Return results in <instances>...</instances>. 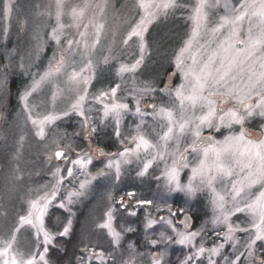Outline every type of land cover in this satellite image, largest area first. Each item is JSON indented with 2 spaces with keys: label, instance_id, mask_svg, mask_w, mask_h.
Listing matches in <instances>:
<instances>
[{
  "label": "rangeland",
  "instance_id": "374dc122",
  "mask_svg": "<svg viewBox=\"0 0 264 264\" xmlns=\"http://www.w3.org/2000/svg\"><path fill=\"white\" fill-rule=\"evenodd\" d=\"M7 2L8 0H0V239H7L10 230L17 225L18 218L27 214L29 200L36 199L45 193L50 194L53 187L56 186V199L49 206L43 223L44 230L55 236L48 246L49 251L46 254L48 264H52L51 248L55 246V239L60 237L55 234L62 231L69 220L72 222L71 234L80 212H83V216L87 213L86 220L81 226L82 231L79 239L81 250L87 246L94 248L96 252L103 251L106 257L110 253L115 264H124L125 261L129 260L132 261V264H152L151 254L154 247H151L148 241L151 238L156 239L162 231L168 235L173 233L166 224L157 223L151 228H146L145 225L149 219L159 221L160 214H165V212L157 213L154 211V207L171 206L170 196L173 197V200L180 201L175 206L193 211L198 216L201 224L194 231L201 228L203 231L193 241L196 247L203 244L211 248L214 244L223 243L222 239L218 240L214 235L216 232L223 234L226 231V224L217 223L213 225L212 223L216 217L221 216L220 211L213 203L212 188H215L216 193L225 196V212L234 211L233 202L229 196L230 181L228 178L217 177L212 187H209L206 184H201L199 177H196L193 179V184L198 190L194 195L180 191H169L167 179L163 173L166 165L171 167L172 158L165 155V161H154L144 176H138L137 173L142 170L143 164L152 159L155 154V150L144 151L142 149L138 155L129 156L127 158L128 163H124L121 159L119 180L115 179L114 168L112 170L105 169L108 172L106 178L93 180L87 187L86 194L79 198L73 196L72 203L69 204V194L79 191L80 182L89 179V177L81 174L78 166L63 163L61 160L57 161L53 156L51 160L48 158L56 150L52 144L54 139L60 140L61 145L64 143L71 144L76 153L91 148L92 164L88 165L87 172L95 175L100 168L107 164L110 158H117L115 155L111 157L98 156L96 154L98 148L109 146L111 149L106 150L109 153L114 151L115 153L112 154L123 152L125 147L135 148V142L131 138L137 134L135 128L140 117L134 115L135 99L139 96L133 91L132 79L134 77L136 81L135 87H142V81H149L157 89L164 87V85L174 89L184 82L182 75L179 73L173 75L172 73L177 72L175 67L176 55L184 47L195 27L190 17L192 16L191 9L195 7L196 0H179L181 4L187 5V8L175 12L170 11L167 16L158 14V19L148 26V31L145 33L147 48L141 68L135 74H124L122 78L116 76V68L118 67L116 61H112L109 65H104L101 61L102 57L107 55L106 50L108 48H112L123 63L130 64L138 58L139 52L135 45L123 49V51H121L120 45V40L129 30L131 24L138 21L140 16L144 14L138 6V0H63L61 23L66 26L64 28L65 34L79 39L78 32H84V25H88L87 39L91 43L94 31L92 25L104 24V30L100 37L101 42L91 52L96 79L93 80L92 87L88 90V101L84 105L86 115L90 117L99 135L95 138L89 136L80 127L81 118L72 114L70 117H62L54 124L46 125V137L44 139L36 135L37 129L31 123L29 113L25 110L20 96L32 86L34 80H40V76L48 69L50 61L55 64L52 57L53 52L57 51V45L49 38V35L51 29L56 27V0H13V11L10 16L6 15L5 5ZM153 2L159 3L160 0H153ZM230 2L236 4L237 0H230ZM85 5L87 6L85 7ZM72 8L84 9L83 16L78 21H73L70 14ZM224 14L223 9L209 10V15L213 18ZM77 23L80 25L79 28L75 26ZM200 43H204L203 38H200ZM87 56V53L78 54L74 58V64L69 61L70 66L61 73L39 84L28 100L32 119H40L49 113L61 115L69 109L70 104L75 101L79 89L68 82V73L72 67L79 71L86 63ZM185 62L190 63L188 60ZM162 79H165L164 85H161ZM113 83L121 84V90L118 91L116 100L127 103L130 110L121 114L120 137L114 135L117 126L114 117L109 115L104 118L102 106L98 102L92 101V95L97 93L98 89L107 90ZM152 95L156 99H141L142 112L151 113L153 111L151 105L153 104L157 106L163 104L165 107L175 109V105L161 96L159 91ZM232 106L231 101L222 105L225 110ZM88 109L91 111H87ZM175 110L179 116V110ZM199 114L200 112L197 111V115ZM143 119L145 123L141 127V133L152 143L157 144L156 132H160L159 122L149 115H145ZM246 120L248 121L247 130L249 133L255 134L254 136L250 133L248 138L255 142L264 140V131L261 130V126L264 125V118L253 116L246 118ZM252 121H256L255 126H249ZM238 131L239 126L234 125L231 132L235 134ZM206 132L214 133L215 141H222L224 136L230 134L229 130L225 128H221L220 133L204 129L203 134ZM121 140H124L123 145L120 143ZM183 146L184 141L181 142V148ZM169 151H172L171 144ZM189 157L187 159L188 167L183 168V170L190 169V173L188 172V176L185 177L187 181L182 182L180 180L181 174L185 171H179L181 185H186L192 176L191 168L193 167L191 163L195 162L196 156L191 153ZM75 158V155L71 157V159ZM198 162L199 160L197 164ZM57 167L63 170L72 167L73 177H67L66 171H62L61 175L65 179L62 184L57 185V177L53 176ZM161 184L166 186L165 190L160 189ZM127 191H135L137 193L136 199L153 200V206L141 207L135 204V200H127L130 207H120L117 200ZM251 191L257 193L258 186ZM108 193H111L114 198L111 201L106 199ZM197 197L207 207L208 216L202 214L198 205L193 206ZM163 200L165 202H162ZM61 202L65 204V207H60ZM88 202H91V207L87 212L84 206ZM239 203L243 207L244 201L240 200ZM109 204L116 207L112 224L113 228L120 233L119 244L113 242V237L106 229L97 227L98 224L104 223ZM171 208L173 210V207ZM131 212L136 214L130 215ZM165 218H168V213L165 214ZM63 219L66 221L64 222ZM251 219L247 212L235 213L230 216L229 222L234 226L247 227ZM50 221L55 222L56 229L50 227ZM125 229L132 230L125 231ZM176 229L185 232L178 226ZM207 231L213 233L208 237L209 240H205V237L202 236V233ZM35 232V228L25 225L17 234V250L24 253L25 256L32 252L43 253L44 251L43 247L37 243ZM236 233L241 234L242 240L245 238L244 234ZM39 241L41 243L43 241V232L40 234ZM159 248L160 246H157L155 250ZM161 249L165 251V246H161ZM81 250L79 257L83 255ZM193 251H195L194 248L191 246L188 248L186 245L172 244L166 246V254L168 252V254L175 255V264H180V261ZM223 252L224 254L229 252L227 245ZM208 255L206 252L204 256L197 258L192 264H209L206 261ZM212 259L216 260L217 264L222 262L219 257L214 256ZM74 264H80L78 258ZM94 264H100V262L94 261ZM109 264L112 262L109 261ZM165 264H169V262Z\"/></svg>",
  "mask_w": 264,
  "mask_h": 264
},
{
  "label": "snow or ice",
  "instance_id": "6c2138e0",
  "mask_svg": "<svg viewBox=\"0 0 264 264\" xmlns=\"http://www.w3.org/2000/svg\"><path fill=\"white\" fill-rule=\"evenodd\" d=\"M138 6L144 14L138 21L131 24L129 30L120 40L121 51L135 45L139 52L138 58L130 64L123 63L112 48H108L107 55L102 57L101 62L104 65H109L112 61L117 62L116 76L119 78H122L126 73L135 74L141 68L147 48L145 33L148 31V26L158 19V14L167 16L170 11L175 12L187 8V5L181 4L179 0H160L159 3H155L153 0H138ZM5 9L6 15L10 16L13 11V0H8ZM56 9V27L51 29L49 35V38L57 45V51L53 52L52 57L55 64L50 61L48 69L40 76V80H34L32 86L20 96V99L25 110L29 113L31 123L37 129L36 135L41 139L46 137V125L54 124L62 117H70L72 114L81 118V129L95 138L99 133L90 117L86 115L84 105L88 101V90L92 87L93 80L96 79L91 52L101 42L100 37L104 30V24L92 25L94 31L91 43L87 39L88 25H84L85 31L78 32L79 39H76L64 32L66 26L61 23L63 0H56ZM216 9H223L225 14L219 15L217 18L211 17L209 10ZM83 12V8L79 10L72 8L70 14L73 21L81 19ZM191 12L190 19L193 20L195 27L184 47L176 55L177 72L172 73L173 75L177 73L182 75L184 82L174 89L169 88L168 85L157 89L149 81H142V87H135L136 81L134 77L132 79L133 91L139 96L135 99L134 115L140 117L135 128L137 134L131 138L135 142V148L125 147L123 152L117 154L105 153L104 149L100 148V156L115 155L117 158H110L95 175L87 172L88 165L92 164L91 148L76 153L71 144L61 145L60 140L54 139L52 144L56 150L48 158L51 160L54 156L63 163L78 166L81 174L89 177V179L80 182L79 191L69 194V204L72 203L73 196L77 198L84 196L87 187L93 180L106 178L108 172L105 169L112 170L114 168L115 179L119 180L121 159L124 163H128L127 158L133 154L138 155L142 149L144 151L155 150V154L152 159L143 164L142 170L137 173L138 176H144L154 161H165V155L172 158L171 167L166 165L163 173L167 179L169 191L194 195L198 190L193 184L194 178L199 177L200 183L209 187H212L217 177L228 178L230 181L229 196L233 202L234 211L225 212V196L216 193L215 188H212L213 203L221 213V216L216 217L212 223L213 225L226 224V231L223 234L216 232L214 235L217 239H222L223 243L214 244L207 249L203 244L196 247L193 241L201 235L203 228L197 231L180 232L177 231L176 225L173 223L178 215H184V220L179 223L185 228L188 227L190 217L185 215V208L180 207L177 211H173L169 205H165L163 208L155 206V212L164 211L168 213V218L161 216L159 221L149 219L145 227L151 228L157 223L166 224L173 234L168 235L162 231L156 239L148 241L152 246H165V251L151 254L152 264H165L166 246L172 244L189 245L195 249L180 261V264H192L206 252L209 254V264H217V261L212 259L214 256L219 257L223 264H264V140L255 142L249 139L244 128L246 118L253 116L264 118V0H237L236 4H232L230 0H196L195 7L191 9ZM75 26L80 27L78 23ZM200 38L204 39V43H200ZM85 53L88 56L84 66L79 71L72 67L68 73V82L79 89L77 97L70 104L69 109L61 115L49 113L40 119H32L28 100L39 84L61 73L70 66L69 61L74 64L75 56ZM186 60L190 63H186ZM120 90L121 84L113 83L107 90L98 89L97 93L92 95V101L98 102L102 106L103 117L107 118L109 115L114 117L117 125L114 130L116 137L121 135L119 129L121 114L130 111L127 103L116 100ZM157 91L175 105V109L179 110V116L173 107H165L163 104L151 105L153 109L151 113L141 111V99H156L152 94ZM229 101L233 103V106L225 110L222 105ZM87 111H91V109ZM197 111L200 112L199 115H197ZM145 115H149L159 122L160 132H156L157 144L152 143L141 133ZM100 122L102 123V121ZM234 125L239 126V131L235 134L231 132ZM221 128L228 129L230 132L229 135L224 136L222 141H215L211 135H203L204 129L220 133ZM261 130L264 131V125L261 126ZM182 141H184L183 148H181ZM120 143L123 145L124 140H121ZM170 144L172 151H169ZM189 152L196 156L199 162L196 167L191 168L192 176L188 183L181 185L179 169L188 167L186 154ZM73 155H75V159H71ZM62 171H66L67 177L74 175L72 167H68L66 170L57 167L53 173V176L57 177V185L62 184L65 179L61 175ZM17 178L19 179V177ZM257 186L258 192L253 193L251 190ZM56 196L57 188L54 186L50 194L45 193L28 201L27 214L18 218L17 225L10 230L7 239H0V264H48L46 254L49 251L48 246L55 236L44 230L43 223L44 216ZM136 197L135 191H127L119 197L117 204L127 208L130 207L127 200H135V204L141 207L153 206V200L136 199ZM106 199L111 201L114 198L111 193H108ZM240 200L244 201L243 207L240 206ZM60 207H65V204L61 202ZM114 211H116L115 205L109 204L104 223L98 224L97 227L106 229L113 237V242L119 244L120 233L113 228L112 224ZM245 212L252 218L247 227L234 226L229 222L230 216ZM135 214V212L130 213V215ZM25 225L36 229L37 243L43 247V253L36 251L25 256L24 253L17 250V234ZM71 226L72 222L69 220L63 230L55 235L68 236ZM131 230L125 229V231ZM41 232H43L42 243L39 241ZM236 232L244 234L245 238L237 239ZM226 245L231 250L224 254L223 250ZM82 252L83 255L78 257L80 264H94V261H99L100 264H109L111 261L112 264H115L110 253L106 257L103 251L96 252L94 248L87 246ZM124 264H132V261H125Z\"/></svg>",
  "mask_w": 264,
  "mask_h": 264
},
{
  "label": "flooded vegetation",
  "instance_id": "af4514ba",
  "mask_svg": "<svg viewBox=\"0 0 264 264\" xmlns=\"http://www.w3.org/2000/svg\"><path fill=\"white\" fill-rule=\"evenodd\" d=\"M163 81H164V83H163ZM165 84V79H162V82H161V85H164ZM256 125V121H252V122H250L249 123V126H255ZM244 128H245V130H246V132H247V134L248 135H250V133H252L253 134V132H250L249 133V131L247 130V128H248V121L247 120H245V124H244ZM203 135H205V136H209V135H211L213 138L215 137V134L214 133H208V132H206L205 134H203ZM254 136H255V134H253ZM253 137V136H252ZM90 149V148H89ZM191 153H187L186 155H187V159H189L190 157H189V155H190ZM197 161H198V158L196 157L195 158V162H193V163H191V166L192 167H195L196 165H197ZM179 171L180 172H183V171H185L184 173H182L181 174V176H180V180H182V182H184V181H187V179L185 178V177H187L188 176V172L190 173V169H186V170H183V168H180L179 169ZM163 183V182H162ZM160 187V189H166V186L165 185H160L159 186ZM169 199L171 200V207H173V211H177V209L178 208H180V207H178V206H175V205H177V204H179L178 202H180L179 200H173V197L172 196H170L169 197ZM196 201V203H194V205L193 206H199V208L202 210V214L204 215V216H208L209 214H208V209H207V207L200 201V199L197 197V200H195ZM162 202H165L164 200L162 201ZM165 214H166V212H165ZM165 214L164 213H162V214H160V216H159V218L161 217V216H164L165 217ZM185 214H189L190 215V217H191V224H189V226H188V228H191L189 231H194L196 228H198V226H199V224H201L200 223V221L198 220V216H196V214L193 212V211H187V210H185ZM183 218H184V215H178L175 219H174V223H175V225L176 226H178V227H180L182 230H184V226H182L180 223H179V221H181V220H183ZM211 235H213V233H210L209 231H207V232H203L202 233V236L203 237H205V240H209L208 239V237H210ZM235 236H236V238L237 239H239V240H242V238H241V234H238V233H235ZM218 240H220V239H218ZM208 245V244H207ZM188 248L190 247L189 245H186ZM205 248H208L207 246H205V245H203ZM155 248H157V246H154V250H153V252L152 253H160V252H162L163 250L161 249V246H160V248L158 249V250H155ZM80 250L81 249H79L77 252H76V254H75V257L76 258H78L79 256H80ZM231 249L229 248V251H230ZM82 251V250H81ZM76 258L74 259V260H76ZM157 258H159V257H157ZM174 260H176L175 259V255H173V254H168V252H167V254L164 256V262L165 263H168L169 262V264H175L174 263ZM206 261H208L209 262V260L207 259ZM207 264V263H206ZM218 264H223V262H219Z\"/></svg>",
  "mask_w": 264,
  "mask_h": 264
},
{
  "label": "trees",
  "instance_id": "16d2710c",
  "mask_svg": "<svg viewBox=\"0 0 264 264\" xmlns=\"http://www.w3.org/2000/svg\"><path fill=\"white\" fill-rule=\"evenodd\" d=\"M10 103V102H9ZM106 149H111L109 146H106ZM91 202L86 204L85 209L88 212V209L91 207ZM87 213L84 214L80 212L76 218V226H73V230L68 237H57L55 239V246L51 248V259L52 264H74L75 263V254L80 249L79 239L81 236L82 225L85 222ZM65 219V218H64ZM63 219V220H64ZM66 220H64L65 222ZM52 229H56L55 222L50 221L49 223Z\"/></svg>",
  "mask_w": 264,
  "mask_h": 264
},
{
  "label": "water",
  "instance_id": "95a60500",
  "mask_svg": "<svg viewBox=\"0 0 264 264\" xmlns=\"http://www.w3.org/2000/svg\"><path fill=\"white\" fill-rule=\"evenodd\" d=\"M103 148V147H102ZM99 149L100 148H98V150H97V152H96V154L98 155V156H100V154H99ZM104 149V151H105V153H109L105 148H103ZM55 151V150H54ZM112 153H115L114 151L113 152H111L110 154H112ZM54 157V156H53ZM54 159L55 160H57L55 157H54ZM57 161H60V160H57ZM186 216H188V217H190V215L189 214H185ZM184 218H185V216H184ZM184 218H183V220H184ZM190 219H191V217H190ZM189 224H191V220L188 222V226H189ZM191 228H185L184 227V230H186V231H189ZM152 246V245H151ZM154 247V246H153Z\"/></svg>",
  "mask_w": 264,
  "mask_h": 264
}]
</instances>
